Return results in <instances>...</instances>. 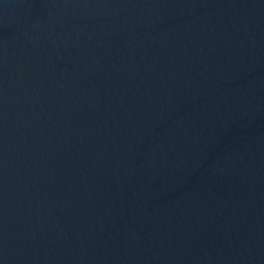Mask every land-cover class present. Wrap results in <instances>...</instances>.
Returning <instances> with one entry per match:
<instances>
[{"label":"water","instance_id":"water-1","mask_svg":"<svg viewBox=\"0 0 264 264\" xmlns=\"http://www.w3.org/2000/svg\"><path fill=\"white\" fill-rule=\"evenodd\" d=\"M0 264H264V0H0Z\"/></svg>","mask_w":264,"mask_h":264}]
</instances>
